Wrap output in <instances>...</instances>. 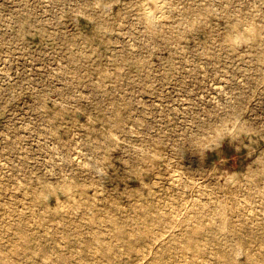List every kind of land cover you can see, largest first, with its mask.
<instances>
[{
  "label": "rangeland",
  "instance_id": "1",
  "mask_svg": "<svg viewBox=\"0 0 264 264\" xmlns=\"http://www.w3.org/2000/svg\"><path fill=\"white\" fill-rule=\"evenodd\" d=\"M159 1L0 0V264H264V0Z\"/></svg>",
  "mask_w": 264,
  "mask_h": 264
},
{
  "label": "bare ground",
  "instance_id": "2",
  "mask_svg": "<svg viewBox=\"0 0 264 264\" xmlns=\"http://www.w3.org/2000/svg\"><path fill=\"white\" fill-rule=\"evenodd\" d=\"M146 1L153 2V5H154L155 7H156L155 4L160 2L159 0H146ZM158 1H159V2H158ZM154 3H155V4H154ZM160 4H161V3H159V5H160ZM157 5H158V4H157ZM159 5H158V6H159ZM146 6H148V5H146ZM149 8H151V7H149ZM146 10H147V9H146ZM151 10H152V9H151ZM154 10H155V9H154ZM156 10H158V9H156ZM149 11H150V10H149ZM149 11H148V12H149ZM148 12H147V13H148ZM150 12L152 13V11H150ZM152 14H153V13H152ZM157 14H158V13H157ZM157 14H155V18L157 17V16H156ZM146 15H147V14H146ZM149 18L152 19L151 14H150ZM69 206H70V205H69ZM224 206H225V205H224ZM198 213H199V212H198Z\"/></svg>",
  "mask_w": 264,
  "mask_h": 264
}]
</instances>
